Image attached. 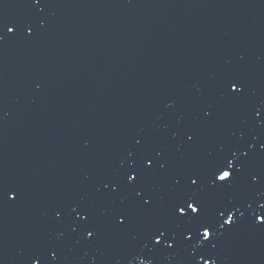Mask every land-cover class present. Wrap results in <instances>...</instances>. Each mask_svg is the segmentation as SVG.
Masks as SVG:
<instances>
[{
  "label": "water",
  "instance_id": "1",
  "mask_svg": "<svg viewBox=\"0 0 264 264\" xmlns=\"http://www.w3.org/2000/svg\"><path fill=\"white\" fill-rule=\"evenodd\" d=\"M0 21L16 33L0 41V185L21 194L0 199V264H264V225L254 222L264 215L255 195L264 192V112L254 117L264 104V0H0ZM232 74L247 82L242 101L220 95ZM188 128L199 135L192 149ZM137 140L163 147L167 167L141 186L150 210H133L118 230L112 211L133 194L113 202L97 189L127 166ZM241 147L249 156L237 182L209 187L213 158ZM190 170L203 173L197 198L209 216L229 200L240 207L229 230L217 225L214 248L199 237L183 244L185 225L170 214L185 195L171 190L173 177ZM81 201L95 238L70 211ZM161 223L177 243L164 250L161 237L153 251L147 236Z\"/></svg>",
  "mask_w": 264,
  "mask_h": 264
},
{
  "label": "snow or ice",
  "instance_id": "2",
  "mask_svg": "<svg viewBox=\"0 0 264 264\" xmlns=\"http://www.w3.org/2000/svg\"><path fill=\"white\" fill-rule=\"evenodd\" d=\"M43 2L44 0H36L38 4ZM5 28L6 33H3ZM0 33H3L0 34V41L4 40L7 34L16 35L13 32V27H8L2 21H0ZM28 34H32L31 28L28 29ZM219 87L221 97L233 101L244 100L248 93L247 82L242 76L236 74L226 76ZM203 112L205 122L213 119L214 110L211 107L204 109ZM262 112H264V104L254 110V117H260ZM257 126H264V120H257ZM175 135H179V133H175ZM183 136L186 137V144L189 149H192L198 143L199 135L195 129L188 128L183 132ZM135 145L137 151L128 152V157L131 159L127 166H122V170L118 175L103 181L102 188L97 189L101 198L109 199L113 202H115L121 192L133 194V199L128 206L116 208L112 211L110 222L118 230H126L128 228L132 222L133 210H143L146 212L150 210L153 197L150 194H143L144 189L141 186L146 177L167 167V161L164 156L165 149L163 147L149 149L144 146L141 140H137ZM250 147L251 145H249V149ZM261 148L264 149V143L261 144ZM248 156L249 151L243 147L222 149L213 158L211 167L207 172V176L210 177L209 187H231L235 184L239 175L245 170V161ZM202 175L203 173L199 170H190L179 179L173 177L171 190L183 191L185 195L174 200L170 208V214L174 217L175 221L185 225V233L182 234L183 244L186 245L193 238L199 237L201 244L207 241L214 248L216 232L218 231L217 225L221 229L229 230L239 219L234 213H238L240 207L236 201L229 200L227 203L220 204L216 208L214 216H209L206 212V201L197 198V194L202 193L204 190L202 183H198ZM251 179L255 182L258 180V177L253 175ZM20 195L17 189H6L0 185V199L7 198L8 201H15L19 199ZM255 195H264V192L257 190ZM261 208H264V205H261ZM70 211L77 217V227L85 234L86 238H95L99 234L96 218L90 206L85 205L81 201L80 204L73 206ZM54 218L61 219V211L57 210ZM254 222L264 225V215H255ZM225 226H228V228H225ZM73 230L76 231V229ZM168 233L169 228L167 223H161L151 230L147 239L151 241L153 251L159 249L162 243L161 237L165 238L164 250L173 248V245L177 243V238ZM205 246L207 247L208 245ZM52 258L53 260L56 259L55 253ZM205 264H208V262L205 261ZM213 264H215V261H213Z\"/></svg>",
  "mask_w": 264,
  "mask_h": 264
}]
</instances>
